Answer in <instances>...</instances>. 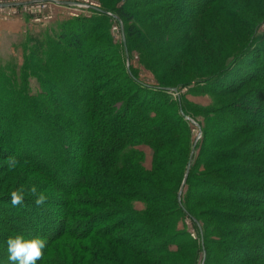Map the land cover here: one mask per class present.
Returning <instances> with one entry per match:
<instances>
[{
    "label": "trees",
    "instance_id": "trees-1",
    "mask_svg": "<svg viewBox=\"0 0 264 264\" xmlns=\"http://www.w3.org/2000/svg\"><path fill=\"white\" fill-rule=\"evenodd\" d=\"M101 1L29 35L20 72L0 63V179L27 184L16 208L34 225L22 233L48 239L36 264H264V0ZM107 11L127 25V54ZM3 221L11 264L18 231Z\"/></svg>",
    "mask_w": 264,
    "mask_h": 264
},
{
    "label": "rangeland",
    "instance_id": "rangeland-1",
    "mask_svg": "<svg viewBox=\"0 0 264 264\" xmlns=\"http://www.w3.org/2000/svg\"><path fill=\"white\" fill-rule=\"evenodd\" d=\"M15 2V1H29V0H0V2ZM59 1H66V0H59ZM72 1V0H70ZM74 1V0H73ZM76 2H80L83 5H95L100 8L99 11L103 10V3L101 0H75ZM124 1H121L118 3L119 6L122 5ZM28 11H25L24 9L20 8L19 12L16 14V16L11 15L10 17H7V14L0 13V63L2 65H6L3 67H6L8 71V67L16 68L17 72H20V69L24 63V51H23V46L25 41L28 39V36L33 34V35H38L41 32L42 33H53L56 31L59 27L60 22L66 21V20H71L75 18H89L92 17L96 14V12L85 6H76V5H55L53 7L54 11V18L50 20H43L41 22L36 21V17L39 15L43 17L46 13L43 11H39L35 6L28 8ZM108 15V21H109V36L108 38L112 39V42L116 44L119 50L124 53H128L126 45L124 44L123 38L125 36L126 38V23L122 21L120 17L113 11H107L106 12ZM133 23V22H132ZM122 26V29H121ZM43 37V36H42ZM128 56V55H127ZM126 56V65L129 67L130 64H134L136 67H138L136 61L138 58V53L133 52V59L131 60L129 57ZM142 79L146 82H153L154 77L153 75L147 71L143 70L142 67ZM10 70V69H9ZM40 67L36 65L33 69L28 71V74L30 75V87L32 91H35L36 88H40L38 81L31 76L32 72H39ZM110 73H115V69L109 70ZM10 73V72H8ZM183 98L188 101L189 103L198 106L200 108H208L212 106L213 99L211 98L210 95L208 94H195L192 91H188V89H183L182 91ZM176 96L177 93H174ZM2 100V105L0 108L2 109H7V107H10V104L6 106L5 99ZM74 100V99H73ZM203 125H204V119L203 117L199 116V120ZM194 127H193V135H194V140L199 141L202 139L203 136V131L198 122L194 121ZM35 131V130H33ZM33 133V132H32ZM148 155H147V166L150 165V150L148 148H145ZM0 152L2 150L0 149ZM5 153H7V150H4ZM21 170V169H20ZM21 176V175H20ZM19 179V177H17ZM18 182V181H17ZM22 184V183H21ZM21 184L18 185L21 186ZM27 184H24L25 189L27 188ZM15 190L14 188L7 187V181L0 179V221L2 219L4 220L3 223L10 221V224H7V227L12 228V231H18L17 234H23L22 231H26V233H31L32 232V226L34 224H30L25 222V220L21 217V214L17 208L12 207L10 205L11 202V196L10 193L11 191ZM3 202H8L9 206H4ZM140 206V204H139ZM6 220V221H5ZM22 220V221H21ZM187 223L190 225V220H187ZM24 225V228H23ZM26 229V230H25ZM191 233L195 237L196 231L195 228L192 227L191 225ZM14 231V232H15ZM5 240V239H4ZM1 246V244H0ZM203 259H204V253H203ZM203 264V260L202 263Z\"/></svg>",
    "mask_w": 264,
    "mask_h": 264
},
{
    "label": "clouds",
    "instance_id": "clouds-1",
    "mask_svg": "<svg viewBox=\"0 0 264 264\" xmlns=\"http://www.w3.org/2000/svg\"><path fill=\"white\" fill-rule=\"evenodd\" d=\"M9 170L16 166L14 157H10L7 161ZM27 193L35 197L34 204L37 207L43 206L48 200L44 192H38L37 187L33 185L27 189ZM26 189L24 186L11 191V205L12 207L20 206L24 203ZM8 260L11 264H36L44 256V250L48 245V239L41 236H33L26 238L22 234L9 236L7 241Z\"/></svg>",
    "mask_w": 264,
    "mask_h": 264
},
{
    "label": "built area",
    "instance_id": "built-area-1",
    "mask_svg": "<svg viewBox=\"0 0 264 264\" xmlns=\"http://www.w3.org/2000/svg\"><path fill=\"white\" fill-rule=\"evenodd\" d=\"M80 5V6H85V7H89L91 9H93L94 11H99L100 8L98 6L95 5H83L80 2H76L75 0L70 1V0H66V1H59V0H29V1H9V2H0V13H4L7 14V17H10L11 15L16 16V14L19 12V9L22 8L25 11H28L30 7H36L39 11H43L44 13H46L45 15L42 16H38L36 17V21L37 22H41L43 20H50L54 18V11H53V7L56 5ZM122 29V26H121Z\"/></svg>",
    "mask_w": 264,
    "mask_h": 264
},
{
    "label": "water",
    "instance_id": "water-1",
    "mask_svg": "<svg viewBox=\"0 0 264 264\" xmlns=\"http://www.w3.org/2000/svg\"><path fill=\"white\" fill-rule=\"evenodd\" d=\"M123 41H124V44L126 45V38H125V36H124V38H123Z\"/></svg>",
    "mask_w": 264,
    "mask_h": 264
}]
</instances>
